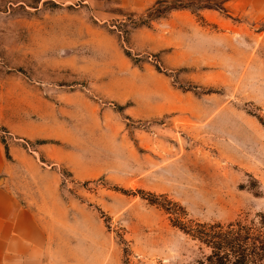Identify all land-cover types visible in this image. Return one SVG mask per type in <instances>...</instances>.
I'll return each mask as SVG.
<instances>
[{
	"label": "rangeland",
	"instance_id": "374dc122",
	"mask_svg": "<svg viewBox=\"0 0 264 264\" xmlns=\"http://www.w3.org/2000/svg\"><path fill=\"white\" fill-rule=\"evenodd\" d=\"M240 25L264 31L226 0H0L6 176L57 264H195L189 228L262 231L264 48Z\"/></svg>",
	"mask_w": 264,
	"mask_h": 264
},
{
	"label": "crops",
	"instance_id": "0c3cea01",
	"mask_svg": "<svg viewBox=\"0 0 264 264\" xmlns=\"http://www.w3.org/2000/svg\"><path fill=\"white\" fill-rule=\"evenodd\" d=\"M125 1L139 7L154 0ZM226 5L232 14L245 16L254 23L264 21V0H226ZM232 31H237L234 35L239 39L247 34L255 48H264V31L260 34L253 25L234 26ZM13 169L14 163L6 157L0 142V264H57L52 232L43 219L42 204H30L27 196L18 198L6 176Z\"/></svg>",
	"mask_w": 264,
	"mask_h": 264
},
{
	"label": "trees",
	"instance_id": "16d2710c",
	"mask_svg": "<svg viewBox=\"0 0 264 264\" xmlns=\"http://www.w3.org/2000/svg\"><path fill=\"white\" fill-rule=\"evenodd\" d=\"M157 2H159V0H157ZM173 7L176 8V6ZM225 15L228 16V14ZM154 17L153 13L148 12L145 19L138 20V23L135 24V28L139 26H148V22ZM192 87L194 88V86ZM182 89L184 91L190 90L189 87ZM258 121L264 128V120L258 118ZM1 143L4 144L3 141H1ZM3 147L6 157L10 159L8 146L4 144ZM115 189L124 193H129L120 188ZM136 193H139L141 197L146 199L149 203L162 206L166 210L169 209V207L164 206L163 202H161L158 197L152 194H146L142 191H137ZM131 194H135V192H131ZM259 223L262 231L258 233L251 232L252 228L250 226H246L239 222L229 223L224 232H215L214 234L204 229L189 228L186 230L187 232L192 231L193 235L204 238V241L212 248L211 253L208 254L204 260H199L195 264H264V215H261ZM180 228L185 230L184 226H180Z\"/></svg>",
	"mask_w": 264,
	"mask_h": 264
}]
</instances>
